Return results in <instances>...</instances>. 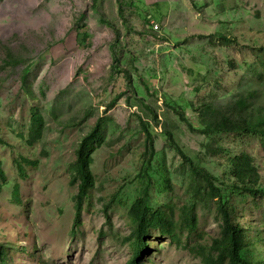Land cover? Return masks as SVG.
<instances>
[{
	"label": "rangeland",
	"instance_id": "1",
	"mask_svg": "<svg viewBox=\"0 0 264 264\" xmlns=\"http://www.w3.org/2000/svg\"><path fill=\"white\" fill-rule=\"evenodd\" d=\"M263 61L264 0H0L6 175L0 180V248L7 250L6 264H125L130 249L124 237L132 229L127 212L147 178L152 210L173 204L177 216L179 207L195 204L198 228L191 235L181 231L180 245L151 231L140 263L204 264L190 249L211 254L221 221L215 202L192 198L189 163L179 151L217 179L233 222L264 252V195L234 190L228 162L249 153L264 189L260 137L188 128H203L201 106L223 105L240 93L253 92L255 107L264 106ZM34 109L45 130L29 146ZM96 123L101 145L91 154L93 188L72 235L77 188L69 184V166ZM22 158L38 161L35 167L22 162L26 178L18 167ZM243 257L262 256L245 251Z\"/></svg>",
	"mask_w": 264,
	"mask_h": 264
},
{
	"label": "trees",
	"instance_id": "2",
	"mask_svg": "<svg viewBox=\"0 0 264 264\" xmlns=\"http://www.w3.org/2000/svg\"><path fill=\"white\" fill-rule=\"evenodd\" d=\"M101 23L109 26L103 16L101 17ZM115 62L117 63V60ZM116 63L113 64V69H116ZM262 67L263 69L259 76L264 78V61L262 62ZM254 98L255 94L253 92H244L238 94L234 100L226 102L223 105L204 104L198 111L203 128L199 130H195L191 126H188V128L191 132H198L204 135L212 133L257 135L260 137V142L264 149V106L255 107ZM99 127L100 124L96 123L81 138L75 149V161L69 166V184L77 188V192L72 196L74 204V216L70 229V234L72 235H74L76 228L80 225L82 200L88 191L93 188L94 181L90 171V165L93 162L91 154L101 145L98 135ZM44 130V118L34 109L30 120L27 144L29 146L35 145L42 139ZM141 130L145 134L146 148L152 154L153 146L150 133L144 126ZM169 141H173L171 137ZM0 143L4 144V141L0 139ZM208 150L211 151L213 149L209 148ZM220 151L221 149L217 151L213 150L212 153L217 154ZM179 154L189 163L191 179L188 184V190L192 193V198L196 202H215L217 217L221 221L220 235L212 240L211 254H206L201 247H192L190 251L201 256L204 264H264V252L258 250L256 244L251 241L250 232L233 222L227 204L223 202L222 190L216 184L217 179L205 169L196 167L181 151H179ZM22 162L35 167L38 161L22 158V161L18 162L20 174L22 178H26ZM228 162L235 179L232 185L234 190L248 193L253 197L261 194L264 195V189L260 187L261 175L254 164V158L249 153L244 152L236 155L230 158ZM149 166L150 158H148L144 166L143 176L147 177ZM0 180L2 182L6 180L1 160ZM149 185V179L147 178L140 195L134 200L127 212V216L132 223V229L124 237V241L127 242L130 249V257L125 264H141V259L148 251L149 234L153 230L159 231L162 235L168 236L172 241L180 245L181 231L186 230L188 235H191L198 228L195 204L182 205L178 209L177 216L176 208L173 204L162 205L152 210L149 205ZM167 186L169 187L168 182ZM1 191L2 183H0V193ZM17 195L18 188L14 193V196ZM245 251L259 253L262 257L257 261H252L249 258L243 257ZM7 258L8 253L6 248L1 247L0 263L6 264Z\"/></svg>",
	"mask_w": 264,
	"mask_h": 264
}]
</instances>
